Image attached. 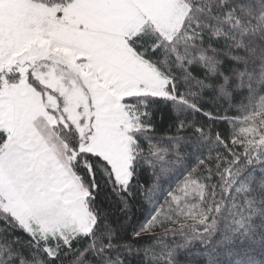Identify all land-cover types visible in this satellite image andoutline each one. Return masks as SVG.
<instances>
[{
	"label": "snow or ice",
	"instance_id": "obj_1",
	"mask_svg": "<svg viewBox=\"0 0 264 264\" xmlns=\"http://www.w3.org/2000/svg\"><path fill=\"white\" fill-rule=\"evenodd\" d=\"M0 264H264V0H0Z\"/></svg>",
	"mask_w": 264,
	"mask_h": 264
}]
</instances>
